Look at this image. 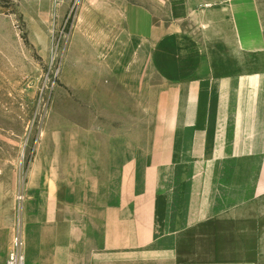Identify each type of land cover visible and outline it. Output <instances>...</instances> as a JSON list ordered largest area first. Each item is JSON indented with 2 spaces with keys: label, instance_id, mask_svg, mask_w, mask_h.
I'll use <instances>...</instances> for the list:
<instances>
[{
  "label": "crops",
  "instance_id": "crops-1",
  "mask_svg": "<svg viewBox=\"0 0 264 264\" xmlns=\"http://www.w3.org/2000/svg\"><path fill=\"white\" fill-rule=\"evenodd\" d=\"M222 2L218 13L229 15L236 53L264 56V9L259 0ZM213 7L201 9L203 30L211 22L220 27L210 20ZM111 18L121 53L129 36L150 45L154 72L164 77L167 87L185 90L178 156L171 141H154L153 154L145 157V148L137 147L140 159L114 162V148L126 151L127 146L102 144V131L78 128L74 162L81 186L72 217L29 227L26 264H260L255 226L242 221L250 204L264 198V70L215 77L191 37L188 53L177 49L176 60H163L162 53L171 55L185 42L175 26L165 27L150 8L128 3ZM176 101L181 103V98ZM172 102L170 95L158 98L164 131L178 128L180 104L173 108ZM95 106L99 117L113 119L120 103L110 89ZM160 127L154 133L162 135ZM102 150L108 151L105 159L98 158ZM114 164L121 168L119 194L98 192L97 167L106 168L107 184ZM139 168L145 174L140 192L133 189ZM11 229L0 227V264L7 263Z\"/></svg>",
  "mask_w": 264,
  "mask_h": 264
},
{
  "label": "rangeland",
  "instance_id": "rangeland-1",
  "mask_svg": "<svg viewBox=\"0 0 264 264\" xmlns=\"http://www.w3.org/2000/svg\"><path fill=\"white\" fill-rule=\"evenodd\" d=\"M222 1L23 0L13 11L0 10V227L9 225L14 234L21 220L26 239L30 226L55 225L72 217L81 186L74 162L78 128L99 129L102 144L127 146L126 151L114 148V162L140 159L137 147L145 148V157L153 154L154 141H171L178 156L185 90L167 87L164 77L154 72L150 45L129 36L121 53L110 26L114 10L127 3L148 7L156 21L181 31L182 47L171 55L162 53L163 60H176L177 49L188 53L191 37L215 77L264 70V56L236 53L229 15L218 13ZM259 2L264 9V0ZM210 5V20L220 27L211 22L203 30L200 12ZM110 89L120 106L117 117L106 119L99 117L95 101L104 100ZM160 95L162 100L170 95L173 108L180 104L178 128L164 131V120L158 119ZM159 126L162 135L154 133ZM97 154L100 159L109 156L104 150ZM105 169L97 167V191L119 194L121 168L114 164L107 184ZM144 177L141 168L134 190L142 191ZM250 209L242 224L255 226V254L264 264V198L253 201Z\"/></svg>",
  "mask_w": 264,
  "mask_h": 264
},
{
  "label": "built area",
  "instance_id": "built-area-1",
  "mask_svg": "<svg viewBox=\"0 0 264 264\" xmlns=\"http://www.w3.org/2000/svg\"><path fill=\"white\" fill-rule=\"evenodd\" d=\"M20 199L22 200L23 198L21 197ZM6 264H26L25 236L21 220L14 230Z\"/></svg>",
  "mask_w": 264,
  "mask_h": 264
},
{
  "label": "trees",
  "instance_id": "trees-1",
  "mask_svg": "<svg viewBox=\"0 0 264 264\" xmlns=\"http://www.w3.org/2000/svg\"><path fill=\"white\" fill-rule=\"evenodd\" d=\"M21 1L23 0H0V10L7 9L13 11Z\"/></svg>",
  "mask_w": 264,
  "mask_h": 264
}]
</instances>
